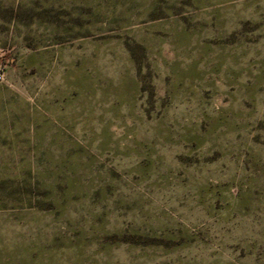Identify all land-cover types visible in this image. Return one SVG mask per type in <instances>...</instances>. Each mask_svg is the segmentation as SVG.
<instances>
[{"label": "rangeland", "instance_id": "374dc122", "mask_svg": "<svg viewBox=\"0 0 264 264\" xmlns=\"http://www.w3.org/2000/svg\"><path fill=\"white\" fill-rule=\"evenodd\" d=\"M0 264H264V0H0Z\"/></svg>", "mask_w": 264, "mask_h": 264}]
</instances>
